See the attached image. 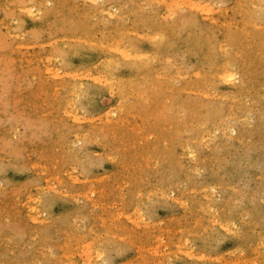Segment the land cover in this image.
I'll return each mask as SVG.
<instances>
[{
	"label": "rangeland",
	"instance_id": "1",
	"mask_svg": "<svg viewBox=\"0 0 264 264\" xmlns=\"http://www.w3.org/2000/svg\"><path fill=\"white\" fill-rule=\"evenodd\" d=\"M165 1L0 0V264H264V0Z\"/></svg>",
	"mask_w": 264,
	"mask_h": 264
},
{
	"label": "bare ground",
	"instance_id": "2",
	"mask_svg": "<svg viewBox=\"0 0 264 264\" xmlns=\"http://www.w3.org/2000/svg\"><path fill=\"white\" fill-rule=\"evenodd\" d=\"M151 1H152V0H151ZM174 1H176V0H174ZM174 1H173L172 3H174ZM181 1H182V0H181ZM94 2H95V0H94ZM163 2L165 3L166 1H165V0L163 1V0H162V3H163ZM189 2H190V1H189ZM191 2L193 3V1H191ZM196 2H197V0H196ZM158 3H159V2H158ZM166 3H170V1H169V2L167 1ZM166 3H165V4H166ZM172 3H171V4H172ZM181 3H182V2H181ZM181 3H180V4H181ZM183 3H184V2H183ZM192 3H191V5H193ZM194 3H195V1H194ZM198 3H199V2H198ZM204 3H205V2H204ZM177 4H178V3L176 2V5H177ZM184 4L186 5V2H185ZM196 4H197V3H196ZM169 5H170V4H169ZM169 5H168V6H169ZM174 5H175V4H174ZM198 5H200V4H198ZM14 6H15V5H14ZM162 6H163V5H162ZM181 6H182V5H181ZM186 6H187V5H186ZM195 6H196V5H195ZM205 6H206V5H204V7H205ZM252 6H255V5H252ZM12 7H13V6H12ZM174 7H175V6H174ZM177 7H178V6H177ZM182 7H183V6H182ZM188 7H189V6H188ZM204 7H203V8H204ZM206 7H207V6H206ZM257 7H258V6H257ZM18 8H19V7H18ZM26 8H27V6H26ZM190 8H191V7H190ZM193 8H194V7H193ZM197 8H198V7H197ZM207 8L209 9V7H207ZM240 8H241V7H240ZM20 9H21V8H20ZM22 9H23V8H22ZM201 9H202V8H201ZM201 9H200V10H201ZM99 10H100V9H99ZM204 11H205V10H204ZM104 12H105V11H104ZM199 12H200V11H199ZM26 13H27V11H26ZM209 13H210V12H209ZM166 14H167V13H166ZM109 15H110V13H109ZM169 15H170V14H169ZM170 16H171V15H170ZM205 16H206V15H205ZM222 16H223V15H222ZM202 17H204V16H202ZM206 18H207V17H206ZM211 20H212V18H211ZM212 21H213V20H212ZM223 24H224V23H223ZM253 24H254V22H253ZM253 24H252V25H253ZM230 26H231V25H230ZM259 26H260V25H259ZM155 34H156V33H155ZM153 35H154V34H153ZM153 35H152V36H153ZM149 36H150V35H149ZM152 36H150V37H152ZM154 37H155V36H154ZM151 39H152V38H151ZM153 39H154V38H153ZM80 41H81V40H80ZM92 42H93V41H92ZM92 42L89 41L88 43L90 44V43H92ZM94 43H95V42H94ZM101 46H103V45H101ZM110 48H111V47H110ZM110 48H109V49H110ZM115 49H116V48H115ZM115 49H114V50H115ZM218 49H219V48H218ZM110 50H111V49H110ZM112 51H113V50H112ZM120 51H121V50H120ZM224 51H225V50H224ZM115 52H116V50H115ZM117 52H118V51H117ZM124 52H125V50L122 51V54H121V55H123ZM127 52H128V51H127ZM120 53H121V52H120ZM125 53H126V52H125ZM128 54H129V52H128ZM128 54H127V55H128ZM122 57H125V56L123 55ZM126 57H128V56H126ZM103 59H104V58H103ZM107 60H108V59H107ZM153 60H154V59H153ZM108 71H109V70H108ZM224 71H225V69H224ZM227 72H230V71H227ZM233 72H234V71H232L231 73L233 74ZM222 73H223V72H222ZM231 73H229V74L231 75ZM218 74H219V73H218ZM223 74H225V73H223ZM227 74H228V73H227ZM230 75H229V76H230ZM233 75H234V74H233ZM256 75H257V74H256ZM101 76H102V75H101ZM220 76H222V75L220 74L219 77H220ZM224 76H225V75H224ZM226 76H227V75H226ZM235 76H236V75H235ZM257 76H258V75H257ZM259 76H261V75H259ZM233 77H234V76H233ZM223 78H226V77H223ZM99 79H100V78H99ZM221 79H222V78H221ZM258 79H259V78H258ZM105 80H106V78H105ZM108 80H109V79H108ZM112 80H114V79H112ZM114 81H115V80H114ZM222 81H223V80H222ZM225 81L227 82V80H225ZM229 81H230V80H229ZM231 81H232V80H231ZM233 81H234V80H233ZM236 81H237V79H236ZM102 83H103V82H102ZM233 83H234V82H233ZM110 84H111V83H110ZM200 85H201V84H200ZM112 86H113V85H112ZM206 87H207V86H206ZM109 88H111V87H109ZM116 88H118V87H116ZM255 88H256V87H255ZM256 89H257V88H256ZM198 90H199V89H198ZM252 90H253V89H252ZM253 91H254V90H253ZM256 92H257V91H256ZM140 96H141V95H140ZM69 116H70V115H69ZM225 117H226V116H225ZM227 124H228V123H227ZM201 126H202V125H201ZM216 129H217V128H216ZM227 129H228V128H227ZM229 129H230V128H229ZM215 132H216V131H215ZM208 134H209V133H208ZM200 141H202V140H200ZM200 143H201V142H200ZM182 149H183V148H182ZM184 151H185V150H184ZM188 156H189V155H188ZM175 161H176V160H175ZM177 161L180 162L179 160H177ZM177 161H176V162H177ZM234 232H235V231H234ZM235 234H236V233H235ZM87 250H88V249H87ZM88 251H89V250H88ZM84 252H85V251H84ZM83 254H84V253H83ZM85 254H86V253H85ZM98 254H99V253H98ZM87 255H89V254H87ZM87 255H86V256H87ZM89 256H90V255H89ZM97 256H100V255H97ZM90 257H91V256H90ZM95 258H96V257H95ZM95 258H94V259H95ZM85 259H86V258H85ZM90 259H91V258H90ZM81 261H82V260H81ZM83 261H84V260H83ZM91 261H92V260H91ZM88 262L90 263V260H88ZM103 262H104V261H103ZM80 263H81V262H80ZM83 263H84V262H83ZM95 264H96V263H95Z\"/></svg>",
	"mask_w": 264,
	"mask_h": 264
}]
</instances>
